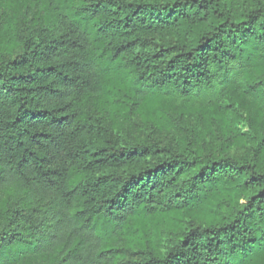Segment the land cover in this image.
I'll list each match as a JSON object with an SVG mask.
<instances>
[{
    "label": "trees",
    "instance_id": "1",
    "mask_svg": "<svg viewBox=\"0 0 264 264\" xmlns=\"http://www.w3.org/2000/svg\"><path fill=\"white\" fill-rule=\"evenodd\" d=\"M26 257L264 264V0H0V264Z\"/></svg>",
    "mask_w": 264,
    "mask_h": 264
},
{
    "label": "rangeland",
    "instance_id": "2",
    "mask_svg": "<svg viewBox=\"0 0 264 264\" xmlns=\"http://www.w3.org/2000/svg\"><path fill=\"white\" fill-rule=\"evenodd\" d=\"M22 7L21 3H8L3 7L4 15L11 16L16 21V11L21 10ZM116 130L122 134L125 141H129L128 143H135L134 141L138 139H145L144 130L137 119L119 120ZM19 264H50V261L26 257L22 258Z\"/></svg>",
    "mask_w": 264,
    "mask_h": 264
}]
</instances>
